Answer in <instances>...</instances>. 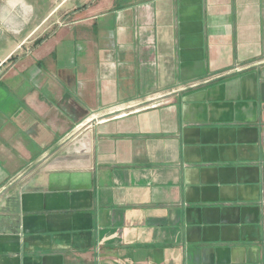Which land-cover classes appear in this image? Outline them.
I'll list each match as a JSON object with an SVG mask.
<instances>
[{
	"label": "crops",
	"instance_id": "crops-1",
	"mask_svg": "<svg viewBox=\"0 0 264 264\" xmlns=\"http://www.w3.org/2000/svg\"><path fill=\"white\" fill-rule=\"evenodd\" d=\"M27 8L0 35V264H264V0Z\"/></svg>",
	"mask_w": 264,
	"mask_h": 264
},
{
	"label": "rangeland",
	"instance_id": "rangeland-1",
	"mask_svg": "<svg viewBox=\"0 0 264 264\" xmlns=\"http://www.w3.org/2000/svg\"><path fill=\"white\" fill-rule=\"evenodd\" d=\"M38 0H0V35L2 33L9 32L11 35H15L18 27L17 18L24 14L26 6L31 9V6H35V2ZM52 22H50L51 24ZM2 36L0 39H2ZM4 39L13 40L9 35L5 36Z\"/></svg>",
	"mask_w": 264,
	"mask_h": 264
},
{
	"label": "trees",
	"instance_id": "trees-1",
	"mask_svg": "<svg viewBox=\"0 0 264 264\" xmlns=\"http://www.w3.org/2000/svg\"><path fill=\"white\" fill-rule=\"evenodd\" d=\"M43 40H44V39H40V40H38V41L35 43V46L40 45V44L42 43Z\"/></svg>",
	"mask_w": 264,
	"mask_h": 264
}]
</instances>
